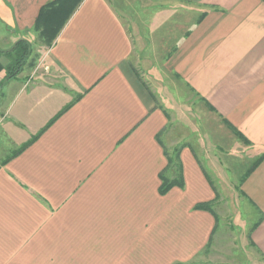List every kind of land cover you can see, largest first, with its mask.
Listing matches in <instances>:
<instances>
[{
  "label": "crops",
  "instance_id": "obj_1",
  "mask_svg": "<svg viewBox=\"0 0 264 264\" xmlns=\"http://www.w3.org/2000/svg\"><path fill=\"white\" fill-rule=\"evenodd\" d=\"M21 40L0 85V264H190L219 241L224 178L264 264V0H0L3 66Z\"/></svg>",
  "mask_w": 264,
  "mask_h": 264
},
{
  "label": "rangeland",
  "instance_id": "obj_2",
  "mask_svg": "<svg viewBox=\"0 0 264 264\" xmlns=\"http://www.w3.org/2000/svg\"><path fill=\"white\" fill-rule=\"evenodd\" d=\"M38 76L37 74L35 78H38ZM174 92L175 91H171L170 94L172 95ZM186 96L187 94L181 98L178 96V99L182 100ZM195 103L197 104V102ZM188 107L189 108H186L185 111L197 117L198 114L195 112V104H190ZM208 115L206 118L209 123L205 125V130H207V148L210 149L212 148L211 144L218 145L222 139H214L217 132L213 131V128L216 127L217 124L211 121ZM198 117L202 119L201 116ZM229 133L224 136L227 137ZM1 137L0 135V150H4L6 153L11 152L16 144L10 143V140ZM223 140H227V138ZM222 146L223 149L226 150V153L233 154V158L239 161V171L242 167L247 168L250 165L251 158L246 155L245 150H238V144L232 139L231 133L229 134L228 140L223 141ZM231 160V158L228 159L229 163H231ZM241 173L240 171L238 174L241 175ZM226 175H230L229 172L226 171ZM222 181L221 187H219L221 191V200L215 205V211L218 214L219 222L214 234V240H216L219 235V241L216 247H209L190 264H263V259L248 244L247 215L244 212V206L240 203L239 195H237V191L233 188L231 180L228 181L224 178Z\"/></svg>",
  "mask_w": 264,
  "mask_h": 264
},
{
  "label": "trees",
  "instance_id": "obj_3",
  "mask_svg": "<svg viewBox=\"0 0 264 264\" xmlns=\"http://www.w3.org/2000/svg\"><path fill=\"white\" fill-rule=\"evenodd\" d=\"M28 53V43L24 40L18 41L14 48L6 53L8 57L6 65L3 66L0 63V71L4 70L3 77L0 80V85L11 78H14L20 72L23 63L26 61ZM172 184V182H162L159 189L160 193H164ZM209 204L210 203H203L197 205V207L209 209Z\"/></svg>",
  "mask_w": 264,
  "mask_h": 264
}]
</instances>
